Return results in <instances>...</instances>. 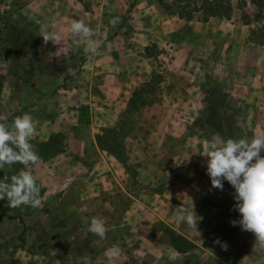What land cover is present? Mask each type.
<instances>
[{"label": "rangeland", "instance_id": "obj_1", "mask_svg": "<svg viewBox=\"0 0 264 264\" xmlns=\"http://www.w3.org/2000/svg\"><path fill=\"white\" fill-rule=\"evenodd\" d=\"M232 3L230 18L196 12L186 19L168 14L159 0H0V117L10 123L31 114L29 142L38 159L27 168L41 186L36 208H10L0 199V264H204L195 250L174 260L160 246L167 259L149 260L154 252L141 249L133 224L140 201L165 206L169 200L154 193L180 186V175L192 180L197 172L202 183L204 144L264 134V0ZM73 20L95 30L99 55L72 46ZM13 25L31 36L17 37ZM50 32L62 34L60 44L43 41ZM94 78L102 81L90 87ZM106 78L117 121L95 125L96 140L116 153L89 150L69 162L57 132L78 127L70 122L87 114L89 95L107 97ZM88 115L80 120L90 122ZM24 167L4 166L0 177ZM95 187L100 193L86 196ZM169 198L177 204L167 203L169 215L157 208L162 218L182 207ZM92 217L105 221L103 241L87 231ZM111 246L120 255L110 260L104 251Z\"/></svg>", "mask_w": 264, "mask_h": 264}, {"label": "crops", "instance_id": "obj_2", "mask_svg": "<svg viewBox=\"0 0 264 264\" xmlns=\"http://www.w3.org/2000/svg\"><path fill=\"white\" fill-rule=\"evenodd\" d=\"M93 81L102 80L100 78L92 79L89 83L90 87L95 83ZM105 81L101 85L105 94L102 93L101 95L107 97H102L103 100H96L97 97L89 95V106L86 107L87 114H84L83 110L82 114H76V120L73 119L70 122L71 124L76 123L78 127L72 131L60 129L57 132L60 147L66 149V158L69 159V162L72 159H83L89 150H92V153L96 154L97 157H104L106 151L100 149L96 140L100 128L95 125H109L117 121V114L115 115L113 111L116 108V103L110 100L107 95L109 93L107 91L110 85L109 79L106 78ZM110 81H114V79L110 78ZM79 99L82 101V98ZM77 103L76 105H80L79 102ZM87 115L90 122L80 120L81 117ZM118 119L120 118L118 117ZM83 123L89 127L83 128ZM165 132H167V128L158 131L163 136ZM153 158L156 159V156ZM135 161L142 163L139 159ZM178 179L179 181L176 183L180 186L168 183L164 193L155 192L154 196L163 195L169 200L172 207H174V202L177 204V200L169 197L180 199L182 207L193 210L192 218L195 221V226L190 227L177 217L170 218L173 216V212L176 213V208L173 209L170 217L162 218L156 209L166 207L165 210L169 215L170 205L167 204L169 202H166L165 206H161L155 199L152 203L158 207L154 208L150 202L146 205L140 201L142 205H140L141 209L135 216L133 230L141 249L147 247L149 252H154V256H150L149 260L163 262L167 259L164 255H168V253L163 254L162 249L156 247L160 246L170 250L171 258L180 255L179 259L182 260L188 259L189 254H193L192 251L195 250L198 255L206 258L205 261L202 260L204 264H264V252H253L254 234L250 231L241 230L238 224L234 226L230 223L233 219L238 220L240 214L233 209L235 203L232 198L234 190L227 181L223 182V189L221 190L211 186L208 176L203 177L202 183L198 185L197 172H195L192 180L182 178L181 175ZM98 181L102 182L104 178L101 177ZM101 190V187L87 189L86 196L98 195ZM175 218L176 222H172V219L175 220ZM216 238L226 242L227 248L224 249L220 244L213 243ZM197 259L201 261L202 258L197 257Z\"/></svg>", "mask_w": 264, "mask_h": 264}, {"label": "clouds", "instance_id": "obj_3", "mask_svg": "<svg viewBox=\"0 0 264 264\" xmlns=\"http://www.w3.org/2000/svg\"><path fill=\"white\" fill-rule=\"evenodd\" d=\"M119 22V18L109 21L112 25ZM72 37V46H84V51L90 55H99L103 41L96 37L95 30L83 20H73L69 27ZM43 41L60 44L62 34L50 32L43 34ZM71 51V48L69 49ZM67 55V53H65ZM34 133V122L30 113L14 116L10 123L7 118L0 117V170L4 166L11 168L14 164L25 167L17 170L10 176L0 177V199H6L10 208L21 205L31 207L40 206V185L37 184L31 171L27 168L29 163H34L38 155L33 145L29 142ZM264 134H254L251 138H227L222 141L211 140L203 145L199 152L205 158V172L210 179L211 186L223 189V182L227 181L234 190L233 209L238 212V220L230 221L232 225H239L241 230L254 234L253 252H264ZM192 209L178 207L176 216L187 225L195 226L192 218ZM87 231L105 239L107 231L102 218L92 217L87 225ZM213 243H218L224 249L226 242L216 238ZM104 255L108 259L120 255L117 246L105 249ZM176 260L179 257H172Z\"/></svg>", "mask_w": 264, "mask_h": 264}, {"label": "trees", "instance_id": "obj_4", "mask_svg": "<svg viewBox=\"0 0 264 264\" xmlns=\"http://www.w3.org/2000/svg\"><path fill=\"white\" fill-rule=\"evenodd\" d=\"M251 1L258 5L259 0ZM159 3L168 14L186 19H191L196 12H201L205 18L217 15L230 18L234 9L232 0H159ZM11 29L16 30V36L22 37L23 40H26L32 34V32L15 25ZM98 144L102 149L116 153L115 148L102 142L99 136Z\"/></svg>", "mask_w": 264, "mask_h": 264}]
</instances>
